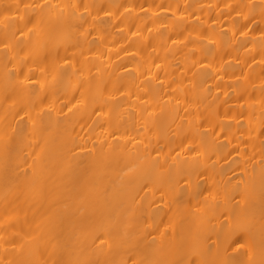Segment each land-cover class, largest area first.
I'll use <instances>...</instances> for the list:
<instances>
[{
    "label": "bare ground",
    "instance_id": "6f19581e",
    "mask_svg": "<svg viewBox=\"0 0 264 264\" xmlns=\"http://www.w3.org/2000/svg\"><path fill=\"white\" fill-rule=\"evenodd\" d=\"M0 264H264V0H0Z\"/></svg>",
    "mask_w": 264,
    "mask_h": 264
}]
</instances>
